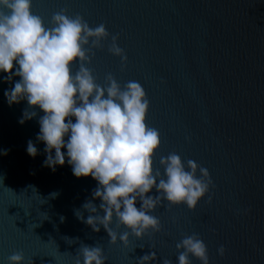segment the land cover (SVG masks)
I'll return each mask as SVG.
<instances>
[{"label":"water","instance_id":"95a60500","mask_svg":"<svg viewBox=\"0 0 264 264\" xmlns=\"http://www.w3.org/2000/svg\"><path fill=\"white\" fill-rule=\"evenodd\" d=\"M61 10L106 26L108 38L85 65L97 84L111 74L122 88L137 81L145 90L146 123L161 138L154 170L163 176L160 158L176 153L186 170L188 160L207 169L212 186L194 211L162 201L150 213L161 230L142 239L129 232L126 246L119 235L128 230L113 217L118 241L111 244L102 226L95 232L76 215L87 220L88 201L103 215L92 195L97 182L76 178L67 157L55 171L44 166L45 145L36 139L44 113L35 109L21 125L27 101L10 107L4 96L19 77L6 82L0 73V264L14 252L23 264H83L82 245L101 247L105 264H142L152 252L150 264H178L176 244L193 234L206 244L209 264H264V0H32L46 28ZM112 36L124 64L108 51ZM29 140L35 158L27 154Z\"/></svg>","mask_w":264,"mask_h":264},{"label":"clouds","instance_id":"9594fccd","mask_svg":"<svg viewBox=\"0 0 264 264\" xmlns=\"http://www.w3.org/2000/svg\"><path fill=\"white\" fill-rule=\"evenodd\" d=\"M51 25L46 28L42 18L33 14L32 0H0V73L7 74L6 82L19 77L4 96L10 107L27 101L28 108L18 121L21 125L37 115L35 109L44 113L36 137L45 145L44 166L55 171L57 166H64L67 157L76 178L91 177L97 182L92 195L101 201L103 215L88 201L83 205L90 213L87 220L80 212H76L77 218L95 232L102 226L110 243L116 244L118 235L111 228L115 217L117 226L128 230L119 235L126 246L129 232L142 239L149 231L161 230L160 221L150 213L162 201L171 206L186 205L194 211L212 186L208 170L192 160H188L186 170L176 153L160 158L163 176L154 170L161 138L158 130L147 126L150 103L145 90L137 81H129L122 88L111 74L101 86L85 66L91 63L88 52L102 47L101 41L108 38L106 26L90 27L81 16H69L66 10L54 13ZM111 40L109 53L126 63L118 36ZM77 62L79 67L73 74ZM65 148L66 156L62 151ZM27 154L32 158L38 154L31 140ZM153 188L158 193L155 197L147 195ZM176 249L180 253L178 264H191L189 257L209 264L207 246L196 234L184 237ZM224 253L221 246L218 254ZM80 254L83 264H105L107 260L99 246L82 245ZM7 259L8 264L24 262L21 252ZM155 259L152 252L139 261L150 264ZM76 264H81L79 258ZM163 264L171 262L164 259Z\"/></svg>","mask_w":264,"mask_h":264}]
</instances>
